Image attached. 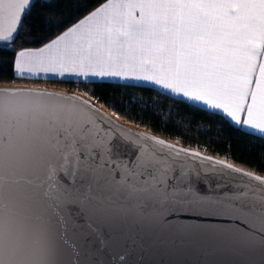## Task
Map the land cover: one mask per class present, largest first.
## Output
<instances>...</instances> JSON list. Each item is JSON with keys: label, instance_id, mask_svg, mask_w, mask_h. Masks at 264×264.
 I'll use <instances>...</instances> for the list:
<instances>
[{"label": "snow or ice", "instance_id": "snow-or-ice-1", "mask_svg": "<svg viewBox=\"0 0 264 264\" xmlns=\"http://www.w3.org/2000/svg\"><path fill=\"white\" fill-rule=\"evenodd\" d=\"M34 2L0 0L14 77L146 85L264 140V0H98L17 47ZM260 171L129 133L74 97L0 89V264H141L146 248L201 245L264 264Z\"/></svg>", "mask_w": 264, "mask_h": 264}, {"label": "trees", "instance_id": "trees-1", "mask_svg": "<svg viewBox=\"0 0 264 264\" xmlns=\"http://www.w3.org/2000/svg\"><path fill=\"white\" fill-rule=\"evenodd\" d=\"M98 0H35L30 14L24 18L17 47L38 46L24 42L31 33L42 40L54 37L71 22L97 6ZM11 55L0 51V82H20L14 77ZM53 85L68 87L80 93H93L101 105L115 102L119 116L160 136L230 159L247 168L264 170V140L259 135L240 130L228 121H221L207 110L193 108L180 99L145 85L124 83H92L61 80ZM131 85V84H127ZM106 107V106H105ZM113 111L112 107H106ZM263 173L264 171H260Z\"/></svg>", "mask_w": 264, "mask_h": 264}, {"label": "water", "instance_id": "water-1", "mask_svg": "<svg viewBox=\"0 0 264 264\" xmlns=\"http://www.w3.org/2000/svg\"><path fill=\"white\" fill-rule=\"evenodd\" d=\"M50 1V0H44ZM31 89L34 91L51 92L61 96H69L77 98L81 101H85L91 104L98 111L102 112L106 117L113 120L121 128L125 129L129 133L143 135V136H157L160 139H164L166 142L173 143L177 148H189L190 150L198 151L201 156H212L214 159H226L216 155H212L201 151L199 149L177 143L174 140L160 136L146 128L135 125L121 117L117 118L112 114L108 113L105 106L100 103L89 99L88 96L84 95L75 90H69L62 86L44 85V84H29V83H6L0 82V89ZM109 110V109H108ZM126 121V122H125ZM233 162V161H232ZM210 163V162H205ZM235 166L244 168L245 170H253L233 162ZM258 174H263L259 173ZM143 260L141 264H242L243 257L229 252L222 248H217L212 245H201L199 247H186L182 249H169L165 247H153L146 248L143 252L139 253Z\"/></svg>", "mask_w": 264, "mask_h": 264}, {"label": "rangeland", "instance_id": "rangeland-1", "mask_svg": "<svg viewBox=\"0 0 264 264\" xmlns=\"http://www.w3.org/2000/svg\"><path fill=\"white\" fill-rule=\"evenodd\" d=\"M20 79V78H18ZM20 80H23V81H20V83H29V84H44V85H50L52 84V82L54 81H61V80H58V79H55V78H51V77H47V78H30V79H20ZM63 81L64 80H72V79H62ZM73 81V80H72ZM11 83V82H10ZM12 83H15V82H12ZM19 83V82H18ZM53 86H56V85H53ZM69 90H73L71 88H68V87H65ZM108 109V108H107ZM110 110V109H109ZM111 111V110H110ZM112 112V111H111ZM120 117V116H119ZM123 119V118H122ZM125 120V119H124ZM130 122V121H129Z\"/></svg>", "mask_w": 264, "mask_h": 264}, {"label": "crops", "instance_id": "crops-1", "mask_svg": "<svg viewBox=\"0 0 264 264\" xmlns=\"http://www.w3.org/2000/svg\"><path fill=\"white\" fill-rule=\"evenodd\" d=\"M81 18V17H80ZM79 18V19H80ZM111 82H117V83H124V84H133L134 82H120V81H111ZM39 84H41V83H39ZM50 85H53V84H50ZM146 86V85H145ZM157 90H159V89H157ZM159 91H161V90H159ZM162 92V91H161ZM165 94H167V93H165ZM169 95V94H168ZM176 98H178V97H176ZM178 99H180V98H178ZM245 131H247V132H250V130H245ZM251 133V132H250ZM252 134H255V135H259V134H257V133H252Z\"/></svg>", "mask_w": 264, "mask_h": 264}, {"label": "bare ground", "instance_id": "bare-ground-1", "mask_svg": "<svg viewBox=\"0 0 264 264\" xmlns=\"http://www.w3.org/2000/svg\"><path fill=\"white\" fill-rule=\"evenodd\" d=\"M104 110H106L108 113L112 114V112H111L110 110L105 109V108H104ZM125 122H126V121H125Z\"/></svg>", "mask_w": 264, "mask_h": 264}]
</instances>
